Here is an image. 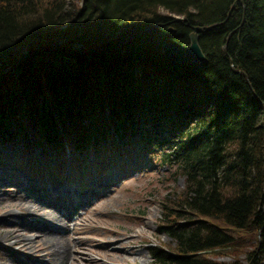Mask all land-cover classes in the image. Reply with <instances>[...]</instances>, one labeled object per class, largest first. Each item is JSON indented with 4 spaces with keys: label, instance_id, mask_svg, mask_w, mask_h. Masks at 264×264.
<instances>
[{
    "label": "trees",
    "instance_id": "obj_1",
    "mask_svg": "<svg viewBox=\"0 0 264 264\" xmlns=\"http://www.w3.org/2000/svg\"><path fill=\"white\" fill-rule=\"evenodd\" d=\"M197 25L206 60L165 59ZM137 142L185 177L157 264H244L235 231L264 264V0H0V162Z\"/></svg>",
    "mask_w": 264,
    "mask_h": 264
},
{
    "label": "rangeland",
    "instance_id": "obj_2",
    "mask_svg": "<svg viewBox=\"0 0 264 264\" xmlns=\"http://www.w3.org/2000/svg\"><path fill=\"white\" fill-rule=\"evenodd\" d=\"M161 11L167 14L166 9H161ZM150 158V152L144 157L142 155L140 162H137L138 160L135 162L132 157L125 155L124 162H127L129 167L136 164L137 167L134 166L133 170H128L126 173L111 172L109 178L99 180L84 197L78 196V201L84 198L83 202L88 203L87 210L75 213L69 230L64 236L54 239L47 245L52 246L60 241L59 247L66 250L67 259L72 260L75 256H89L93 257L98 264H105L104 249L113 251L124 249L121 246L113 247L107 243L104 244L105 242L118 235L134 236L138 233L139 238L134 246L139 249L140 253L132 264H154L148 250L150 244L175 246V241L168 234L161 233L158 226L162 216L163 202L166 198H171V194H176L185 187V177L174 168L170 169L168 166L160 165L155 162V159L150 160ZM141 159H143L142 162ZM30 171L32 169L24 170L12 164L0 166V227L17 225L19 216L13 218L5 213L15 208L10 205L13 201L20 198L30 200L31 194L44 193L46 185H38V182L30 177ZM54 196L58 197L60 193L56 192ZM64 200L67 201L66 198ZM13 213L20 214L19 210ZM82 215V220H78V217ZM6 216L9 218L8 222L3 221V217ZM40 219L37 220L40 221ZM41 220L53 227H62L50 221ZM28 236L33 239L39 237L38 233L32 230L29 231ZM234 236L238 238L237 241L239 238L242 240L240 245L242 252L237 259L247 264V252L254 250L257 243L256 234L250 231H235ZM167 243L170 244L167 245ZM28 255V252L19 245H12V241L0 236V264H5L7 260L11 262L10 258L20 264L21 259L28 261ZM214 257L219 261H234V258L230 256L217 255ZM38 262L41 261L38 260Z\"/></svg>",
    "mask_w": 264,
    "mask_h": 264
},
{
    "label": "bare ground",
    "instance_id": "obj_3",
    "mask_svg": "<svg viewBox=\"0 0 264 264\" xmlns=\"http://www.w3.org/2000/svg\"><path fill=\"white\" fill-rule=\"evenodd\" d=\"M166 11L167 14L165 15L167 16L182 17L177 13L171 12L169 10ZM74 40L78 42V40ZM169 42L173 43L172 41L167 40L162 44V52L165 59L167 58L163 47ZM74 50L75 49H73V47L69 46L66 50V54L71 53ZM7 69H9L8 66ZM243 74L246 76L245 73ZM71 76L73 79L72 82L80 79L79 75L77 74H72ZM59 186H61V188ZM56 192L60 193L59 197L54 196ZM74 193H76L75 190L65 188L62 183H52L45 189L44 193L37 192L36 195L31 194L30 200L20 198L10 204L15 208L13 210L5 211V213L7 216H11L13 218L19 216V221L16 226L0 227V236H3V239L5 240L12 241V245H19L24 251L26 250V252H28V261L21 259L20 264H86L87 262L91 264H98L93 257L89 256H75L72 258V260L67 259L66 250L59 247L60 241L55 242L52 244V246L47 245L54 239H60L62 236H64V234L69 230L71 219H73L75 213H78L82 210H87L86 206L88 203H84L83 201L75 203L73 201L67 202L64 200L65 198L69 200L72 199L74 197ZM16 210H19L20 214H14L13 211ZM7 216L3 217L4 222L9 221ZM82 217L83 215L78 217V220H82ZM38 218L50 221L54 225H61L62 227H53V225H48L41 219L38 221ZM30 230L36 231L39 237L33 239L31 236H28ZM138 238L139 235L137 233L134 236L118 235L109 239V241L105 242L104 244L107 243L113 247L121 246L124 247V249L121 251L104 249V263L132 264L134 259H137L138 254L140 253L139 249L134 246V244L138 241ZM38 260H40L42 263L38 262ZM10 261L11 262L7 260L5 264H19L11 258Z\"/></svg>",
    "mask_w": 264,
    "mask_h": 264
},
{
    "label": "water",
    "instance_id": "obj_4",
    "mask_svg": "<svg viewBox=\"0 0 264 264\" xmlns=\"http://www.w3.org/2000/svg\"><path fill=\"white\" fill-rule=\"evenodd\" d=\"M237 2H235L234 6H236ZM233 6V8H234ZM179 21H182V17H177ZM204 26H194L193 32L190 34V40L191 43L187 47H178L174 43H166L163 47L166 58L171 61V62H189L190 60L194 61H205L206 56L203 53L200 44H199V39H200V33L204 30ZM253 260L248 264H253Z\"/></svg>",
    "mask_w": 264,
    "mask_h": 264
}]
</instances>
